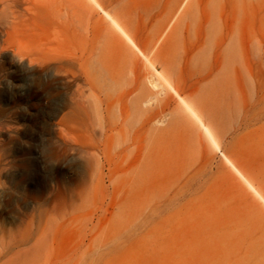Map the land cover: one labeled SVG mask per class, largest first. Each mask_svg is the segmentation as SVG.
Instances as JSON below:
<instances>
[{"label":"rangeland","instance_id":"rangeland-1","mask_svg":"<svg viewBox=\"0 0 264 264\" xmlns=\"http://www.w3.org/2000/svg\"><path fill=\"white\" fill-rule=\"evenodd\" d=\"M97 1L219 150L92 1L0 0V264H264V0Z\"/></svg>","mask_w":264,"mask_h":264},{"label":"bare ground","instance_id":"bare-ground-1","mask_svg":"<svg viewBox=\"0 0 264 264\" xmlns=\"http://www.w3.org/2000/svg\"><path fill=\"white\" fill-rule=\"evenodd\" d=\"M92 1L103 13L105 18L110 22V24L143 56L146 64L148 65V69L150 70V82L149 85L152 87H164L169 90H171L174 94L179 99L180 104L182 107L193 117V119L198 123V125L201 127L205 135L208 137L210 142L218 149V143L216 142L212 132L210 131L209 127L205 122L202 120L201 116L198 114V112L194 109V107L189 104L182 96H180L175 88L172 86L170 81L166 79V77L162 74L160 70L153 64L152 61L149 60L148 57H146L140 50L139 48L135 45V43L132 41L131 37L129 34L124 30V28L121 26V24L113 17L111 16L107 11H105L100 4L98 3L97 0H90ZM125 54V53H124ZM145 100V99H143ZM220 152V151H219ZM221 155H223L220 152ZM225 161L233 168V170L245 181V183L248 185V187L254 192V194L264 203V197L260 193L259 190H257L242 174L241 172L231 163V161L227 157H223Z\"/></svg>","mask_w":264,"mask_h":264}]
</instances>
